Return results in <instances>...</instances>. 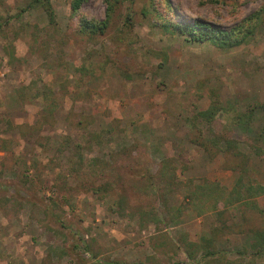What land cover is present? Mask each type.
<instances>
[{"label": "rangeland", "instance_id": "1", "mask_svg": "<svg viewBox=\"0 0 264 264\" xmlns=\"http://www.w3.org/2000/svg\"><path fill=\"white\" fill-rule=\"evenodd\" d=\"M30 1L0 0V264H264L249 243L264 194L262 213L229 197L239 172L212 145L234 140L243 182L264 183V0H170L172 16L116 0L91 36L82 19L104 20L105 0L74 14L50 0L52 23L40 5L20 14ZM154 7L255 28L220 48L164 31ZM205 182L214 193L197 199Z\"/></svg>", "mask_w": 264, "mask_h": 264}, {"label": "trees", "instance_id": "2", "mask_svg": "<svg viewBox=\"0 0 264 264\" xmlns=\"http://www.w3.org/2000/svg\"><path fill=\"white\" fill-rule=\"evenodd\" d=\"M83 1L84 0H72L71 11L73 14L77 12ZM105 2L107 4L106 18L102 21L95 19H82V23L80 25V32L82 34L91 36L104 33L109 24L110 17L114 12L116 0H105ZM156 2L163 3L165 6V11H167V15H177L174 8L180 9L177 4L175 6L172 5L170 0H152L153 4H156ZM37 5H40L44 9L50 22H54V10L50 0H31L27 4L26 8L20 11V14ZM153 11L155 12V17L159 19L157 23H159L160 27L164 31L184 35L189 41L192 42L208 41L220 48H231L244 43L248 37L253 34L255 28L254 26L239 25L227 30L214 26L209 22L201 21L198 18H195L192 22H186L183 20L178 22L175 21L171 16L167 18V15H162L155 7ZM255 107L264 112V102L257 103ZM253 109L254 108L250 110V114H252ZM219 110L220 108L210 105L207 109L199 111V115L205 121L210 122ZM258 135L262 137L264 135V129ZM219 142L224 143L223 153L225 154V161L223 163V167L225 169H231L239 172V177L237 178L233 189L230 191L229 197H233L232 199L236 201L247 199V205L255 209L257 208L262 213L254 199L259 195L264 194V183L250 184L243 182L248 156L237 149V143L234 140L216 138L212 141V145L216 146L217 148ZM205 149L208 150L207 147H205ZM215 151L217 152L219 150L216 149ZM255 152L258 155L264 154V150L260 148H256ZM211 154L215 155L216 153L214 152ZM231 159H234V162L230 163ZM215 185L217 184L213 182H205L202 185L196 186V192H193L192 195H195L197 199L201 198L202 195L208 199L210 195L214 193ZM227 201L230 202L229 199H227ZM252 235L253 239L251 241V245L257 248V252H259L260 249H264V230L253 231ZM202 240L204 241V244L197 245L201 246L202 248H206L207 245H205V243L208 242V239L203 238ZM188 255L191 256L190 251H188Z\"/></svg>", "mask_w": 264, "mask_h": 264}, {"label": "crops", "instance_id": "3", "mask_svg": "<svg viewBox=\"0 0 264 264\" xmlns=\"http://www.w3.org/2000/svg\"><path fill=\"white\" fill-rule=\"evenodd\" d=\"M237 178V175L235 176V174H222L220 177L217 178L218 181H220V183H226L225 185H229L228 189H231L233 184L235 183V180ZM215 181V180H213ZM259 204L261 207L264 208V201L262 200L261 197L258 198ZM251 242V239L249 238V243Z\"/></svg>", "mask_w": 264, "mask_h": 264}]
</instances>
